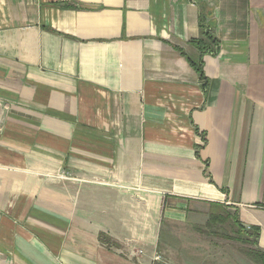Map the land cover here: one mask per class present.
<instances>
[{"label":"crops","instance_id":"1","mask_svg":"<svg viewBox=\"0 0 264 264\" xmlns=\"http://www.w3.org/2000/svg\"><path fill=\"white\" fill-rule=\"evenodd\" d=\"M212 203L264 249V0H0V264H156Z\"/></svg>","mask_w":264,"mask_h":264},{"label":"rangeland","instance_id":"2","mask_svg":"<svg viewBox=\"0 0 264 264\" xmlns=\"http://www.w3.org/2000/svg\"><path fill=\"white\" fill-rule=\"evenodd\" d=\"M186 223H165L156 264H258L247 254L254 248L239 238L232 219L210 221L212 206L199 205ZM233 212L232 210H229Z\"/></svg>","mask_w":264,"mask_h":264},{"label":"trees","instance_id":"3","mask_svg":"<svg viewBox=\"0 0 264 264\" xmlns=\"http://www.w3.org/2000/svg\"><path fill=\"white\" fill-rule=\"evenodd\" d=\"M210 16V13L202 14L200 19L201 37L192 39V43L196 45L198 49L201 50L202 54L212 53L215 54L219 50L220 41L214 35L213 26L210 22L206 20V17ZM193 66L201 72V77L203 76L200 63L192 62ZM211 206L218 210L217 213H211L210 221L219 222L226 219H232L237 226V231L240 240L245 243L250 242L254 248L247 249L246 254L253 259L258 264H264V249L259 246L260 237V227L251 226L246 227L240 220L237 210L235 212L228 211V208L219 203H212ZM101 240L105 243H113V240L106 234H101Z\"/></svg>","mask_w":264,"mask_h":264},{"label":"built area","instance_id":"4","mask_svg":"<svg viewBox=\"0 0 264 264\" xmlns=\"http://www.w3.org/2000/svg\"><path fill=\"white\" fill-rule=\"evenodd\" d=\"M140 252H142V250ZM160 259H161V256L157 255L156 260H160Z\"/></svg>","mask_w":264,"mask_h":264}]
</instances>
